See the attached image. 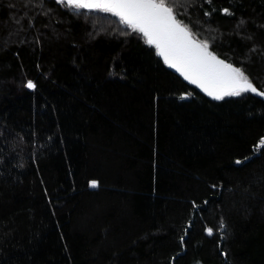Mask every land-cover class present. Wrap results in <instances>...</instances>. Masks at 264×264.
Listing matches in <instances>:
<instances>
[{"label": "trees", "instance_id": "trees-1", "mask_svg": "<svg viewBox=\"0 0 264 264\" xmlns=\"http://www.w3.org/2000/svg\"><path fill=\"white\" fill-rule=\"evenodd\" d=\"M174 15L264 92V0ZM261 138L263 99L215 100L120 20L0 0V264H264Z\"/></svg>", "mask_w": 264, "mask_h": 264}, {"label": "snow or ice", "instance_id": "snow-or-ice-1", "mask_svg": "<svg viewBox=\"0 0 264 264\" xmlns=\"http://www.w3.org/2000/svg\"><path fill=\"white\" fill-rule=\"evenodd\" d=\"M62 2L70 9H98L119 17L123 25L132 32L141 33L149 45L155 46L157 54L163 58L165 64L175 68L185 80L202 88L215 100L238 97L249 92L264 96V92L257 90L242 68L218 59L208 51L206 42L193 39L189 28L174 15V6L179 0H62ZM223 11L225 14H231L229 9ZM205 15L210 13L206 12ZM26 87L31 89L36 85L28 81ZM260 143L264 144V138H261ZM236 162L242 163L240 160ZM90 187H97V183L90 181ZM193 206L198 207L195 204ZM224 227V222L221 221L220 228ZM206 231L211 235L213 230ZM180 240L183 244L184 236H181Z\"/></svg>", "mask_w": 264, "mask_h": 264}, {"label": "flooded vegetation", "instance_id": "flooded-vegetation-1", "mask_svg": "<svg viewBox=\"0 0 264 264\" xmlns=\"http://www.w3.org/2000/svg\"><path fill=\"white\" fill-rule=\"evenodd\" d=\"M58 1H60V2H62V0H58ZM81 10H84V11H97V12H100V13H104V14H107V15H110L111 17H113V18H116V19H118V20H120L119 19V17H116V16H114V15H112L111 13H105V12H101L100 10H98V9H87V8H85V9H81ZM176 19L178 20V21H180L177 17H176ZM181 22V21H180ZM182 23V22H181ZM183 24V23H182ZM135 33H137V34H139L140 36H142L143 37V35L141 34V33H138V32H135ZM193 37V36H192ZM145 40H146V38L145 37H143ZM193 39H195L194 37H193ZM196 40V39H195ZM147 42V41H146ZM151 47H152V49L156 52V54H157V50H156V48H155V46L154 45H150ZM158 55V54H157ZM159 56V55H158ZM162 58V57H161ZM163 59V58H162ZM182 78H184L179 72H177ZM187 82L190 84V85H192L194 88H196V89H199L200 91H202V92H204V93H206L202 88H200V87H198L197 85H195V84H192L190 81H188L187 80ZM207 94V93H206Z\"/></svg>", "mask_w": 264, "mask_h": 264}, {"label": "water", "instance_id": "water-1", "mask_svg": "<svg viewBox=\"0 0 264 264\" xmlns=\"http://www.w3.org/2000/svg\"><path fill=\"white\" fill-rule=\"evenodd\" d=\"M171 68V67H170ZM174 72H176L177 73V71H176V69L175 68H171ZM259 91V90H258ZM255 94V93H254ZM256 95V94H255ZM256 96H258L259 98H261V99H263L264 100V96H259V95H256Z\"/></svg>", "mask_w": 264, "mask_h": 264}]
</instances>
